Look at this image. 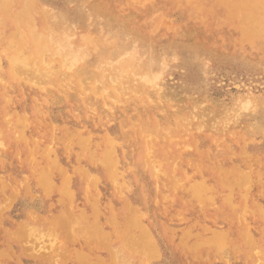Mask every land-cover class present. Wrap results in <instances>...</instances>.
I'll return each instance as SVG.
<instances>
[{
  "label": "rangeland",
  "instance_id": "obj_1",
  "mask_svg": "<svg viewBox=\"0 0 264 264\" xmlns=\"http://www.w3.org/2000/svg\"><path fill=\"white\" fill-rule=\"evenodd\" d=\"M27 1L38 60L107 102L52 101L35 76L48 69L28 85L0 78V264H264V45L244 38L242 7ZM126 96L132 115L110 108Z\"/></svg>",
  "mask_w": 264,
  "mask_h": 264
},
{
  "label": "bare ground",
  "instance_id": "obj_2",
  "mask_svg": "<svg viewBox=\"0 0 264 264\" xmlns=\"http://www.w3.org/2000/svg\"><path fill=\"white\" fill-rule=\"evenodd\" d=\"M125 1H126V4L127 3L129 4V2H132L133 0H124L123 2H125ZM211 1H213L219 5H225L226 3L232 2V3H236L237 7H242L240 12L239 11L238 12H239V15L241 16L242 28L245 31L244 38L246 40H250V41H253L252 39H255L254 41H257V43L264 45V0H230V2H226V3L224 2V0H211ZM18 3L20 5L16 9V6H15V8H12V4H10L9 0H0V42L3 43L1 45L4 46L3 47L4 50L12 51V55L8 58L7 66H5L6 68L4 70V73H3V75H0V78L2 80H6V81L9 80L10 82L11 81L12 82L18 81L22 84L28 85V83H30L29 82L30 81V75H33V74L35 75V73L40 72L39 70H41V69H48L47 71L44 72L45 75H41V76L35 75V76L38 79L40 85H42V83L47 82V79L50 78V81L52 82V87L50 89H47V90L49 92H51V95L53 97L52 101H54V102L67 101L68 104H70L74 107L80 106L82 108L81 110L84 112H89L96 107L105 105L107 102L106 98L104 96L97 95L96 92L93 89H91L90 87H87V89L91 91V94L86 95L84 93L85 83H84L83 76L80 73H78L77 71H69L68 73L66 71H64L66 78L62 81L57 80V79H55L57 68L53 67L51 65V64H53L52 63L53 61H47V63L49 65H45V63H41L42 60H38V59H40L39 56H40L41 51L45 50V48H44L45 44L44 43H43V45L40 44V39L38 38V36L34 35V33L31 32L29 29V22L24 21L25 18L28 17L29 13H30V7L28 6V1L22 0V3H20V2H18ZM133 3H134V1H133ZM126 4H125V6H126ZM236 4H235V6H236ZM141 5L139 4V6H141ZM131 6H133V4ZM114 7L115 6H112V8L109 7L112 10V11L110 10L109 12L107 11V8H108L107 7L106 13L112 14L113 12H115L118 20H121V22L127 24L126 25L127 29L131 30L133 32V34H135L137 36L144 35V37H146L150 34V32L143 30L145 23H146V20H147L145 18V16L143 18H140V19L137 18L136 20H131L130 17L125 16L123 11H121L122 7H119L120 9L116 7L117 8L116 10L113 9ZM125 14H126V12H125ZM200 18H202V17L200 16ZM6 23L9 26L11 25V27H13L14 32H12V34L6 35L4 37V35L2 34V32H3L2 26L3 25L6 26ZM9 28H7V29H9ZM41 29L44 30V28H41ZM64 32H66V31H64ZM141 41H143V40H141ZM83 45H84V43H83ZM72 66H74V64ZM14 90L15 89H12L13 92H14ZM118 101H119V104L110 105V108L111 109L118 108L120 112L125 113V114L128 113L129 115H132L131 113L133 112L134 108L138 104V100L134 97H131V96L130 97L129 96L119 97ZM28 116L30 118H31V116L34 117L35 113L30 112V114H28ZM96 122L98 123V120H96ZM131 123L132 122L130 121V124ZM122 132L124 133V131H122ZM121 135H122V133H121ZM123 137H124V135H123ZM109 139H111V138H109ZM120 139H122V138H120ZM120 141H122V140H120ZM123 141H125V139ZM109 143H111V141L108 142V145L110 146ZM113 143H116V142L113 141ZM125 143H127V142H124V144ZM111 146L109 149H110L111 157L113 159V154L116 155V153H114L116 150H114L115 147H113L115 145H113L112 147ZM137 160H138V158H137ZM109 161H110L109 163H111L110 159H109ZM112 162H113V160H112ZM139 163H141V161ZM144 163L146 164L147 161L146 162L144 161L143 165H145ZM139 165L141 167H143L142 164H139ZM141 167H140V169L143 170L145 166L143 167V169ZM52 222H51V224H52ZM125 222L127 224V222H128L127 219H126V221L124 220V222L122 223L124 226L126 225ZM128 224H130V223H128ZM124 226H123V228H124ZM127 226L128 225H126V227ZM72 231L74 232L73 229H72ZM144 235L146 236V237H144V239H146L148 241L149 240V238L147 237L148 235L146 233ZM148 243H149V241H148ZM89 250H91V248H89ZM149 254H150V252H149ZM150 256H151V254H150ZM42 261L43 260H41V263H42Z\"/></svg>",
  "mask_w": 264,
  "mask_h": 264
}]
</instances>
